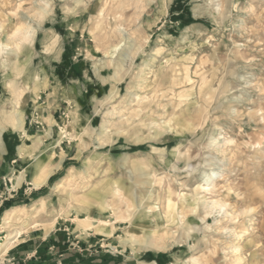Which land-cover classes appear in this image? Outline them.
<instances>
[{
	"label": "rangeland",
	"instance_id": "374dc122",
	"mask_svg": "<svg viewBox=\"0 0 264 264\" xmlns=\"http://www.w3.org/2000/svg\"><path fill=\"white\" fill-rule=\"evenodd\" d=\"M20 23L0 129L22 112L47 150L3 179L8 202L29 179L35 210L0 206V264H45L43 239L84 264H264V0H0V40ZM56 212L74 222L43 223Z\"/></svg>",
	"mask_w": 264,
	"mask_h": 264
},
{
	"label": "crops",
	"instance_id": "0c3cea01",
	"mask_svg": "<svg viewBox=\"0 0 264 264\" xmlns=\"http://www.w3.org/2000/svg\"><path fill=\"white\" fill-rule=\"evenodd\" d=\"M47 105V110L49 111L48 114L47 112L44 113L43 115L46 116V121H44V134L42 135L41 132L37 131V136L38 138L40 137L41 139V144H43V147L46 145V143L48 145H50V140L54 137L55 132H56V125H57V110L60 109V104L57 102H51L49 103V101L46 103ZM44 106V105H43ZM35 120V119H34ZM17 122V123H16ZM16 122L14 124H9L4 126L2 132L0 133V195H1V190H4V185L3 183V179L6 177H9L13 174L14 176V181L16 182L15 178L17 174H14L16 172V168L19 169V166H17L18 164L20 165H25L26 163H28L33 157H35L36 155H38V152L41 151L42 146H40V149H32L34 144L37 143V141H30L29 138H31L34 133L36 132H31L34 131L33 128V119H29V118H24L22 117V122H19L18 118L16 120ZM21 123H23L21 125ZM16 125V126H15ZM23 126V127H22ZM47 149H43L40 152V156L38 155L37 159H46L45 157H43V155H41V153H44ZM56 153L53 160L51 162H48V164H54L57 165L59 164L60 167L58 169L55 170V172L49 177V179L52 178V176L56 175L61 168L64 165L65 159H61V157L59 156V150L56 148ZM58 157L59 161L58 163H56L55 158ZM15 162V164H14ZM36 162V161H35ZM34 162V163H35ZM33 163V164H34ZM47 164V162H46ZM32 166V165H31ZM30 167V166H29ZM17 173V172H16ZM20 175V174H19ZM61 176V174L59 175ZM49 179L47 180L46 184L49 182ZM27 180V181H26ZM55 180L52 179V181ZM51 181V182H52ZM44 184V185H46ZM24 185H33L32 182L29 181V179H25L22 180L19 184V186L17 187L19 190L21 189V191L19 192V195L16 197V199H14L11 202H8L7 200L6 205L3 209V215L6 214V212L13 210V209H21V208H26V210H35V207L32 206L31 208L27 209V206L31 203L32 198L26 197L25 196V189H24ZM34 186V185H33ZM43 186V185H42ZM41 187V186H40ZM39 187V188H40ZM36 188V187H35ZM37 195H44L46 194V192H41V193H36ZM57 197L55 195H51L50 198L48 199H44V201H51L53 204L55 202V200ZM0 200V206H2L5 202ZM9 209V210H7ZM5 210V211H4ZM32 212V211H29ZM62 213L60 212H56L54 215L50 216L49 219H46L43 221V223H49L50 221H52V219L56 218V223L54 225V227L56 228L57 226H60V222L63 220L64 223L66 222H74L71 219H63V217L61 216ZM40 224V223H37ZM33 227V226H32ZM31 227V228H32ZM53 227V228H54ZM34 230V229H33ZM40 230V229H37ZM35 230V231H37ZM59 231L61 229H58ZM63 231H68V227L65 226V228L62 229ZM52 231V229L50 230ZM50 231L47 233L46 230H44L45 235H48L50 233ZM77 231H73L72 234H75ZM68 235V233H67ZM78 238L77 235H74L73 239ZM70 239V236L68 235V238ZM45 240L43 239L42 241L39 242H35V248L39 249V252L41 253L43 250L44 252H46V256L45 259L42 258L41 262L45 263V264H59V263H68V262H73V261H78L80 259L85 258L86 261H89V259H87V257H85L84 255H82L80 253V251L78 250L77 246L70 243L69 245H65V246H59L58 249H63L65 251L60 252L59 254L56 251H51L50 250H54V246H49V243H44ZM58 246V244H56ZM24 244L21 245L22 248H24ZM48 249V252H47ZM14 249H11L8 253L12 252ZM19 251L22 249H18ZM7 253V254H8ZM74 255V258L69 260L68 257ZM68 259V260H67ZM93 259V258H92ZM17 260H22L17 262V264L23 263V257H18Z\"/></svg>",
	"mask_w": 264,
	"mask_h": 264
},
{
	"label": "bare ground",
	"instance_id": "6f19581e",
	"mask_svg": "<svg viewBox=\"0 0 264 264\" xmlns=\"http://www.w3.org/2000/svg\"><path fill=\"white\" fill-rule=\"evenodd\" d=\"M32 28L29 26V24L27 23H20L18 25V27L15 29V31L9 36H6L5 40H0V51L3 50V48H9V47H16L19 48L22 45H24L25 43H33V34H31ZM35 34V32H33ZM117 50V47L115 48ZM18 116V120L19 122H22V117H23V113L19 112ZM17 123V122H16ZM23 123H21L22 125ZM16 126V125H15ZM23 127V126H22ZM3 129H0V133L2 132ZM54 171L51 170L48 172L47 177ZM16 183H19L20 178H15ZM15 182V181H14ZM34 184L36 186H38V182L34 181ZM213 189H214V184H213ZM206 204V203H205ZM208 206V205H207ZM223 208V207H222ZM23 211H26L25 209H17V210H13L12 212H10L8 214V218L7 220L10 222V220L15 219L18 216V213H21ZM28 211V210H27ZM145 212V211H144ZM8 222V223H9ZM104 225H108V223L106 222ZM150 239H152L151 244L153 245L155 244V237L150 236ZM10 246H8L7 251L10 250Z\"/></svg>",
	"mask_w": 264,
	"mask_h": 264
},
{
	"label": "trees",
	"instance_id": "16d2710c",
	"mask_svg": "<svg viewBox=\"0 0 264 264\" xmlns=\"http://www.w3.org/2000/svg\"><path fill=\"white\" fill-rule=\"evenodd\" d=\"M51 181H52V179H51ZM73 258H74V255H71V256L68 257L69 260H71V259H73ZM68 259H67V260H68ZM94 260H95V259H90V261H94ZM80 263H81V264H84V263H86V260H85V259H80ZM66 264H67V263H66Z\"/></svg>",
	"mask_w": 264,
	"mask_h": 264
}]
</instances>
